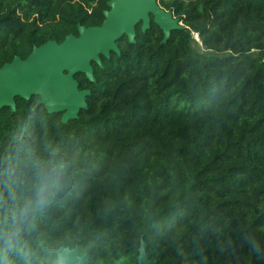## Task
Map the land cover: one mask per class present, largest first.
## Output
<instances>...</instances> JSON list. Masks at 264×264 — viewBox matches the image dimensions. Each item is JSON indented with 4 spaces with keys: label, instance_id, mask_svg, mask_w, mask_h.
<instances>
[{
    "label": "trees",
    "instance_id": "obj_1",
    "mask_svg": "<svg viewBox=\"0 0 264 264\" xmlns=\"http://www.w3.org/2000/svg\"><path fill=\"white\" fill-rule=\"evenodd\" d=\"M108 1L0 0V67L101 25ZM157 2L184 28L163 42L151 17L91 62L94 81L75 73L76 118L37 95L0 108V156L22 138L66 165L32 235L87 264H137L141 239L156 264H264V0Z\"/></svg>",
    "mask_w": 264,
    "mask_h": 264
},
{
    "label": "water",
    "instance_id": "obj_2",
    "mask_svg": "<svg viewBox=\"0 0 264 264\" xmlns=\"http://www.w3.org/2000/svg\"><path fill=\"white\" fill-rule=\"evenodd\" d=\"M104 20L99 26L78 25V36L67 35L58 43L49 40L34 46L22 59L15 56L0 67V108L14 110V97L28 99L39 96V103L49 113L61 112V121L78 116L87 107L89 89H79L74 74L81 72L94 81L91 62L101 65L100 55L109 57L111 51L119 53L116 41L125 35L134 42L135 26L141 23L142 31L150 26L151 17L163 31V42L171 30L184 28L183 23L171 11L162 8L157 0H109ZM198 38V35H195ZM67 252L66 264H84L86 255L78 257V247L61 246ZM137 264H156L148 258L146 243L141 239L136 257Z\"/></svg>",
    "mask_w": 264,
    "mask_h": 264
},
{
    "label": "clouds",
    "instance_id": "obj_3",
    "mask_svg": "<svg viewBox=\"0 0 264 264\" xmlns=\"http://www.w3.org/2000/svg\"><path fill=\"white\" fill-rule=\"evenodd\" d=\"M65 169L54 157L35 159L22 138L0 156V264H66L59 244L32 235L39 216L64 188Z\"/></svg>",
    "mask_w": 264,
    "mask_h": 264
},
{
    "label": "rangeland",
    "instance_id": "obj_4",
    "mask_svg": "<svg viewBox=\"0 0 264 264\" xmlns=\"http://www.w3.org/2000/svg\"><path fill=\"white\" fill-rule=\"evenodd\" d=\"M194 40H195V42L193 41V46L197 49V50H199V51H202V52H206V50L201 46V44H200V41H199V39L195 36V34H194ZM197 42V43H196Z\"/></svg>",
    "mask_w": 264,
    "mask_h": 264
},
{
    "label": "flooded vegetation",
    "instance_id": "obj_5",
    "mask_svg": "<svg viewBox=\"0 0 264 264\" xmlns=\"http://www.w3.org/2000/svg\"><path fill=\"white\" fill-rule=\"evenodd\" d=\"M14 101H15V97H14ZM5 107V106H4ZM84 254H80V252H79V248H78V257H81V256H83ZM86 255V260H85V262H84V264H87V262H88V255L87 254H85Z\"/></svg>",
    "mask_w": 264,
    "mask_h": 264
},
{
    "label": "bare ground",
    "instance_id": "obj_6",
    "mask_svg": "<svg viewBox=\"0 0 264 264\" xmlns=\"http://www.w3.org/2000/svg\"><path fill=\"white\" fill-rule=\"evenodd\" d=\"M199 39V38H198ZM63 254L67 256V252L66 251H63Z\"/></svg>",
    "mask_w": 264,
    "mask_h": 264
},
{
    "label": "built area",
    "instance_id": "obj_7",
    "mask_svg": "<svg viewBox=\"0 0 264 264\" xmlns=\"http://www.w3.org/2000/svg\"><path fill=\"white\" fill-rule=\"evenodd\" d=\"M196 35V34H195Z\"/></svg>",
    "mask_w": 264,
    "mask_h": 264
}]
</instances>
